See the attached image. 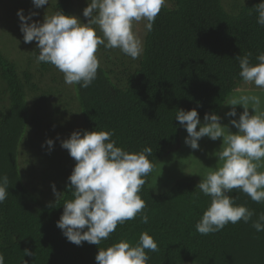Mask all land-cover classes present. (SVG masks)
Instances as JSON below:
<instances>
[{
    "label": "trees",
    "instance_id": "16d2710c",
    "mask_svg": "<svg viewBox=\"0 0 264 264\" xmlns=\"http://www.w3.org/2000/svg\"><path fill=\"white\" fill-rule=\"evenodd\" d=\"M261 2L167 0L153 30L145 33L140 58L98 48V76L87 89L66 86L53 72L57 68L36 63L37 46L22 62L0 50V177L9 178L8 197L0 204L5 264H97L99 247L122 239L135 245L143 232L159 247L148 252L149 264H264V232L251 223H229L209 235L196 231L211 198L198 189V196L192 193L198 183L190 174L162 193L151 190L153 177L148 175L139 194L149 222L141 223L139 216L126 221L99 246H77L57 227L64 202L73 199L69 177L76 165L68 150L59 151L60 140L78 130H115L116 146L130 153L151 147L149 159L156 167L179 146L184 128L175 120L177 112L196 109L201 122L205 114L219 115L243 83L236 57L250 52L251 63H258L264 27L257 24L254 7ZM87 6L88 0L79 5L82 23L88 22L83 16ZM49 9L52 15L75 12L73 0H51ZM97 34L102 35L98 28ZM48 139L54 141L52 150ZM30 174L46 186L54 184L62 198L48 197L33 185ZM229 195L257 216L264 213V203L239 189ZM25 250L33 255L25 256Z\"/></svg>",
    "mask_w": 264,
    "mask_h": 264
},
{
    "label": "clouds",
    "instance_id": "9594fccd",
    "mask_svg": "<svg viewBox=\"0 0 264 264\" xmlns=\"http://www.w3.org/2000/svg\"><path fill=\"white\" fill-rule=\"evenodd\" d=\"M32 3L39 9L48 5L49 0H32ZM164 7H167V0H88L83 10L87 23L63 11L46 15L42 23L33 20L37 12L25 16L21 9L17 16L24 43L36 42L39 50L36 63H49L57 68L63 73L66 85L87 89L98 76V48L119 49L133 60L140 58L144 42L135 25L145 21L146 31L151 32ZM254 10L258 14L257 24L264 27V2ZM97 28L102 35L97 34ZM251 55L249 52L236 57L239 76L244 83L264 89V52L256 57L258 63L255 65L250 61ZM260 103L258 96L249 94L234 96L225 102L226 106H232L226 113L229 118L237 116L236 106L244 109L238 120H230L238 129L235 134L222 125V117L214 113L205 114L203 124L196 109H181L175 116L188 133L185 144L193 150L199 149V141L204 137L212 141L223 138L220 150L214 152L218 167L209 168L192 192L198 196V189L211 198L209 207L195 226L201 235L218 233L229 223L241 221L251 223L257 232H264V213L257 216L255 210L237 205L235 198L229 195L232 190L239 189L252 201L264 203V171L259 170L264 167V111H259ZM250 104L255 114H250ZM114 135L115 130H78L61 142V147L68 150L76 165L69 177L73 199L64 202L57 227L77 246H82L83 242L99 246L109 239L118 225L138 216L141 223L149 222L147 204L139 193L155 169L149 159L153 150L145 147L138 153H130L116 146ZM46 145L52 150L54 141L48 139ZM8 185L7 175L0 177V204L8 197ZM52 187L59 201L62 194L54 184ZM149 251L158 252V243L148 232H143L135 245L122 239L106 249L99 247L95 259L97 264H149ZM24 253L25 256L33 255L28 250ZM0 264H5L3 252H0Z\"/></svg>",
    "mask_w": 264,
    "mask_h": 264
},
{
    "label": "rangeland",
    "instance_id": "374dc122",
    "mask_svg": "<svg viewBox=\"0 0 264 264\" xmlns=\"http://www.w3.org/2000/svg\"><path fill=\"white\" fill-rule=\"evenodd\" d=\"M15 2V4L11 3ZM74 2V16H79V5L83 0H73ZM19 5L20 10H24L25 16L30 12H37L38 15L33 17L34 21L43 22L45 16H51L49 4L45 5L43 8H35L32 0H0V50L6 55L11 57L13 60L22 62L24 59L28 58L30 51L36 47V42L33 41L31 44L24 43L23 34L20 31V20L17 16L18 10L16 5ZM32 21H29L31 23ZM145 21L135 25L136 31L139 33L140 37L144 42L145 38ZM58 78H64L63 73L58 69L53 71ZM49 74L46 75V77ZM66 85V84H65ZM70 87L69 85H66ZM240 91H234L233 94L228 98L234 96H239L241 94L256 95L260 98L261 103L259 106V111H264V89L257 88L254 84L242 83L239 88ZM227 99V100H228ZM250 114H255L254 110L251 109V104L249 105ZM232 110V106L223 105L219 116L222 117V125L229 127L230 131L235 134L238 132L233 125L230 124L231 119H239V115L243 113L244 109L242 106H236L237 116L229 118L226 113ZM202 124L204 122H201ZM199 130V126L197 128ZM71 136V135H70ZM188 136L186 129L184 128L179 141V146L172 150L164 159L158 163L152 172V185L151 190L154 193H162L172 186L177 180L183 178L187 174L194 177L196 182L199 184L202 181V177L207 174L210 170L209 168L218 167V157L214 156V152L220 150L223 138L216 141H212L208 137H204L199 141V149L193 150L190 146L185 144V138ZM70 137L62 138L60 141L69 139ZM61 147V145H60ZM66 149L60 148L59 151ZM208 167V168H206ZM264 171V167L259 169ZM29 178L33 181L39 190H43L47 196H54L53 188L46 186L40 177L30 174Z\"/></svg>",
    "mask_w": 264,
    "mask_h": 264
},
{
    "label": "bare ground",
    "instance_id": "6f19581e",
    "mask_svg": "<svg viewBox=\"0 0 264 264\" xmlns=\"http://www.w3.org/2000/svg\"><path fill=\"white\" fill-rule=\"evenodd\" d=\"M2 62H3V61H2ZM100 117H101V116H100ZM12 216H13V215H12ZM242 228H243V227H242ZM238 232H239V231H238ZM232 234H233V233H232ZM236 234H237V233H236ZM224 235H225V234H224ZM224 235H223V236H224ZM193 240H194V239H193ZM235 241H236V240H235ZM175 242H176V241H175ZM175 242H174V243H175ZM223 244H224V243H223ZM236 244H237V243H236ZM221 245H222V244H221ZM236 248H237V247H236Z\"/></svg>",
    "mask_w": 264,
    "mask_h": 264
}]
</instances>
